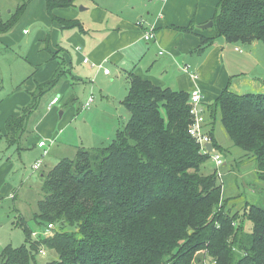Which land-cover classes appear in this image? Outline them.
<instances>
[{"label": "trees", "instance_id": "obj_1", "mask_svg": "<svg viewBox=\"0 0 264 264\" xmlns=\"http://www.w3.org/2000/svg\"><path fill=\"white\" fill-rule=\"evenodd\" d=\"M28 1L0 22V33L14 26ZM81 1L46 0L48 13L63 27H77L79 20L58 18L54 10ZM213 21L215 35H202L204 45L218 38L245 48L256 41L264 44V0H219ZM129 76L125 124L106 144L77 148L74 157L42 170L43 196L32 217L36 227L25 218L19 221L26 240L18 247L4 246L0 264H38L41 249L55 254L46 264H192L202 260L196 256L201 250L211 264H264V204L246 203L243 212L233 211L217 168L202 172L211 158L189 133L191 92L155 85L135 72ZM61 77L59 71L41 83L28 107L8 118L9 145L25 149L28 120ZM204 105L216 148L224 156L213 131L220 117L233 145L255 162L264 182V92L227 87ZM247 220L253 224L250 230ZM50 223L53 235L33 237Z\"/></svg>", "mask_w": 264, "mask_h": 264}, {"label": "crops", "instance_id": "obj_2", "mask_svg": "<svg viewBox=\"0 0 264 264\" xmlns=\"http://www.w3.org/2000/svg\"><path fill=\"white\" fill-rule=\"evenodd\" d=\"M218 2L90 0L89 6L81 11L76 6L54 10L56 17L77 19L82 24L66 28L50 16L46 0L28 1L14 26L0 33V45L24 47L20 61L10 56L16 54L12 50L0 56V71L4 67H18L15 74H9V80L5 73H0V200L15 199L21 192L26 177L22 160L34 158L30 163L33 167L42 159L37 169L42 170L45 149L49 156L54 150L73 148L75 145L70 142L77 136L95 142L93 147L111 141L129 117L123 101L130 91L131 72L162 87L189 92L201 89L206 104L213 103L227 87L239 93L264 92V78L249 77L246 73L256 65V60L248 56L259 42L248 48L230 44L223 38L212 45L202 43V35H215L213 26H203L213 20ZM20 4L17 0L9 17L0 22L11 19ZM186 27L191 30H184ZM149 29L156 33L151 40L144 37ZM237 46L240 48L236 49ZM105 69L110 73L106 74ZM59 71L62 77L40 97L38 108L28 120L30 133L22 141L25 149L13 154L5 138L8 118L21 114L32 102L38 86ZM12 82V89L5 92ZM91 96L94 100L86 107ZM54 97H59V102L51 105ZM217 122H221L220 117L213 123L219 143ZM42 140L47 141L45 147L38 145ZM224 146V169L235 172L239 166L235 164L237 158L229 155L230 144ZM247 166L253 168L254 178H258L253 163L244 167Z\"/></svg>", "mask_w": 264, "mask_h": 264}, {"label": "rangeland", "instance_id": "obj_3", "mask_svg": "<svg viewBox=\"0 0 264 264\" xmlns=\"http://www.w3.org/2000/svg\"><path fill=\"white\" fill-rule=\"evenodd\" d=\"M23 1H28V0H19V2L21 3H23ZM89 2L90 0L81 1L76 7L81 11L89 6ZM16 5H17V0H0V20L7 19L10 15L9 13L10 9H13L14 6L16 7ZM11 50L15 51L16 54L10 56H12L13 59H17L18 61H20L22 57L21 53L24 51V47L22 44H16L11 46L10 48L0 45V56L1 53ZM248 58H252L253 60H256V65H252L250 67L251 70L250 71L247 70L246 72L249 74V77L254 78L261 76L264 78V44L259 43L257 49L254 52H252V55L248 56ZM17 68H18L17 66H11L6 68L4 67V69L0 71V73L1 72L5 73L6 79L9 80L10 78L9 74H15ZM20 73L21 71L17 75L19 76ZM0 84H1V79H0ZM13 84L14 82H12L6 88L5 92L10 91L12 89L10 86ZM255 91H260V90H255ZM216 131L219 136L218 138L219 144L222 145L223 147H226L224 145L230 144V147H227V149H230L231 151L229 155L231 156V158L234 157L237 158L236 164H238L239 162V166L238 168L237 167L235 168V172L234 171L227 172L226 169L224 168L222 169L224 172V174L221 176L222 188L223 191L225 192L224 198L225 196L228 198L227 206H229L233 211L243 212V207L245 206L246 203L264 204V190L262 191H260L261 189L258 190L259 188L264 187V182L259 180L258 178L256 179L254 178L253 168L251 169L249 166L244 167L249 163H253V165L255 166V162L251 159L248 160L245 159L246 157L244 156L245 152L241 150L239 147L233 145V143L231 145L232 141L222 122H217ZM87 139H88L87 137L78 138L77 136V138L72 142H70V144L75 146L79 145L85 148L93 147L95 142L93 141L90 142ZM78 140L80 141L78 142ZM8 146H10V148L12 149L13 154L16 155L18 154L17 145L8 144ZM75 146H72L73 148L65 147L62 150H57V151L54 150L52 151L53 154L51 153L49 156L45 154L44 157H46V162L42 170H45L46 172L50 171L58 163V159L60 160L64 157H74L76 153ZM25 156L27 155L25 154ZM56 157L59 158L57 160H53L54 158L56 159ZM228 158L229 157H227V161L229 164L230 160ZM33 159L34 158L22 160L25 162L24 168H26L25 171L26 177H25L24 186L21 192L19 193L18 197H16L15 199L5 198L3 199V201L2 199L0 200V251L7 244H12L13 246L18 247L25 242L26 240L25 232L23 231V228L20 225H18L19 221L22 218L28 220L29 224L33 228L36 227V224L32 219V217L34 213L38 211V202L42 198L43 192H42V180L40 177L42 170H37L34 169L33 167H30V163L33 161ZM214 168H216L214 166V163L211 160H209L203 167L202 172L208 174ZM252 225H253L252 222L247 220L246 230H250ZM204 253L205 252L202 250L198 251L196 256H200L202 260L199 261L194 259L192 264H211V258L210 257L204 258ZM36 256H37L36 260L38 264H46L47 261H50L55 258V254L51 252H49V254L46 255H42L41 253H39Z\"/></svg>", "mask_w": 264, "mask_h": 264}, {"label": "built area", "instance_id": "obj_4", "mask_svg": "<svg viewBox=\"0 0 264 264\" xmlns=\"http://www.w3.org/2000/svg\"><path fill=\"white\" fill-rule=\"evenodd\" d=\"M27 32V30L25 31ZM156 33L153 29L146 30L144 37L147 40H151L155 37ZM236 49H239L238 47ZM85 62H88V58L85 59ZM105 73L109 74L110 70L105 69ZM59 97H54L51 101V105H55L59 102ZM94 98L91 96L88 101L86 102V107H89ZM191 115H192V122L189 125V133L191 136H193L196 141L201 146V151L204 154L210 155L211 161L215 164L217 170H218V176L221 179V176L224 174L223 172V166H224V157L221 154L220 150L216 148L214 145L213 139L209 133V126H208V110L207 106H205L204 102V96L201 89H195L191 92ZM211 143L212 151H209L207 148V145ZM40 147H45L47 145L46 140H42L39 144ZM48 151L45 149V154H47ZM43 163L42 159H39L35 162L33 165L34 169H39ZM54 224L50 223L48 227L45 230H35L33 232L34 238H39V236L48 237L50 235H53V229ZM42 255H46L45 251L41 249L40 252Z\"/></svg>", "mask_w": 264, "mask_h": 264}, {"label": "water", "instance_id": "obj_5", "mask_svg": "<svg viewBox=\"0 0 264 264\" xmlns=\"http://www.w3.org/2000/svg\"><path fill=\"white\" fill-rule=\"evenodd\" d=\"M214 25V21L213 20H211L210 22H208L207 24H205L204 26H203V28H210V27H212ZM212 144L211 143H209L208 145H207V148H208V150L209 151H212Z\"/></svg>", "mask_w": 264, "mask_h": 264}]
</instances>
